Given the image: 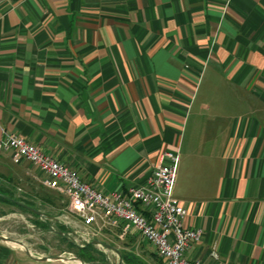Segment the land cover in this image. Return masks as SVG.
Returning <instances> with one entry per match:
<instances>
[{
	"label": "crops",
	"instance_id": "0c3cea01",
	"mask_svg": "<svg viewBox=\"0 0 264 264\" xmlns=\"http://www.w3.org/2000/svg\"><path fill=\"white\" fill-rule=\"evenodd\" d=\"M5 132L103 193L177 152L186 256L264 264V0H0ZM0 264L67 263L0 239Z\"/></svg>",
	"mask_w": 264,
	"mask_h": 264
},
{
	"label": "built area",
	"instance_id": "2783aa9c",
	"mask_svg": "<svg viewBox=\"0 0 264 264\" xmlns=\"http://www.w3.org/2000/svg\"><path fill=\"white\" fill-rule=\"evenodd\" d=\"M0 150L10 152L14 160H28L44 174L45 185L64 192L78 221L93 227L87 235L97 234L107 225L119 226L150 243L164 264H201L186 256L189 246L200 241L203 231L201 227L185 225L186 206L173 194L177 152H162L142 185L129 186L124 192L103 193L17 133L5 132L0 138ZM79 238L83 242L79 246L89 242L84 235Z\"/></svg>",
	"mask_w": 264,
	"mask_h": 264
},
{
	"label": "rangeland",
	"instance_id": "374dc122",
	"mask_svg": "<svg viewBox=\"0 0 264 264\" xmlns=\"http://www.w3.org/2000/svg\"><path fill=\"white\" fill-rule=\"evenodd\" d=\"M23 161V158L14 160L10 152L0 151V186L11 191L13 197L21 199L23 205L31 206L40 214L31 213L18 205L0 200V234L20 241L34 256L62 255L67 258L75 253L73 250L70 251L66 241L54 231L56 223L51 222V229H42L34 222L36 219L48 221L46 215H51L58 223H63L67 227L70 239L77 245L83 244L79 238L81 235L87 237L89 241H97L95 246L103 255L94 262L84 264H128L122 260L121 255L125 253L133 254L141 264H164V261L137 234L123 231L119 226L107 225L98 230L97 234L87 235L86 232L91 233L93 227H86L78 221V217L70 208L67 195L45 185L38 167L30 166L28 162ZM75 230L76 233L72 232ZM119 234L123 236L119 237ZM14 246L23 249L17 244ZM59 261L73 264L69 260Z\"/></svg>",
	"mask_w": 264,
	"mask_h": 264
},
{
	"label": "trees",
	"instance_id": "16d2710c",
	"mask_svg": "<svg viewBox=\"0 0 264 264\" xmlns=\"http://www.w3.org/2000/svg\"><path fill=\"white\" fill-rule=\"evenodd\" d=\"M0 200L9 204L18 205L23 209L30 211L24 205L19 204V202L23 203L21 199L13 197L12 192L3 186H0ZM30 212L36 214L33 211ZM46 217L48 218V221H40L36 219L34 221L36 226H39L42 229H51V222H55L57 227H55L56 229L54 228V231L58 233L62 240L66 241L68 248L71 249L70 251L73 250L72 252L80 257L84 262H94L98 257L103 255L102 251H100L92 241L84 243L83 246L77 245L72 239H70L71 237L68 235L67 227L63 223H58L51 215H46ZM121 256L122 260L128 264H141L139 260H136L135 256L131 253H125Z\"/></svg>",
	"mask_w": 264,
	"mask_h": 264
},
{
	"label": "water",
	"instance_id": "95a60500",
	"mask_svg": "<svg viewBox=\"0 0 264 264\" xmlns=\"http://www.w3.org/2000/svg\"><path fill=\"white\" fill-rule=\"evenodd\" d=\"M19 204L23 205L22 203L19 202ZM27 209H29L30 211H33L35 213H38L40 214L39 211H37L36 209L34 208H31V207H28L26 205H24ZM0 239L3 240V241H6V242H12V243H16L17 245L23 247L25 253H27L30 257H33L35 259H39V260H45V259H58V260H73V259H78L80 261V264H84V261L78 257L76 254H72L71 256L67 257V258H64L62 257V255H56V256H34L30 250L28 248H26L20 241L18 240H14V239H10L8 238L7 236L3 235V234H0ZM93 243H96L97 241L96 240H93L92 241Z\"/></svg>",
	"mask_w": 264,
	"mask_h": 264
},
{
	"label": "bare ground",
	"instance_id": "6f19581e",
	"mask_svg": "<svg viewBox=\"0 0 264 264\" xmlns=\"http://www.w3.org/2000/svg\"><path fill=\"white\" fill-rule=\"evenodd\" d=\"M13 244L16 245V243H13ZM69 261H72L73 264H80V261L78 259H73V260H69Z\"/></svg>",
	"mask_w": 264,
	"mask_h": 264
}]
</instances>
